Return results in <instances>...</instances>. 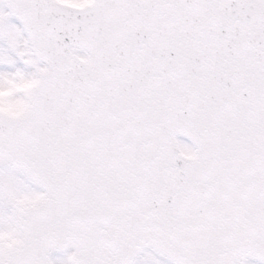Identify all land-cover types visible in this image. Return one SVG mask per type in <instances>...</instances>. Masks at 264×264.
Listing matches in <instances>:
<instances>
[{
	"label": "snow or ice",
	"instance_id": "obj_1",
	"mask_svg": "<svg viewBox=\"0 0 264 264\" xmlns=\"http://www.w3.org/2000/svg\"><path fill=\"white\" fill-rule=\"evenodd\" d=\"M0 264H264V0H0Z\"/></svg>",
	"mask_w": 264,
	"mask_h": 264
}]
</instances>
